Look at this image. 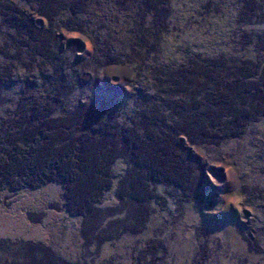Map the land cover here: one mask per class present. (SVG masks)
<instances>
[{"label":"rangeland","instance_id":"obj_1","mask_svg":"<svg viewBox=\"0 0 264 264\" xmlns=\"http://www.w3.org/2000/svg\"><path fill=\"white\" fill-rule=\"evenodd\" d=\"M0 264H264V0H0Z\"/></svg>","mask_w":264,"mask_h":264}]
</instances>
